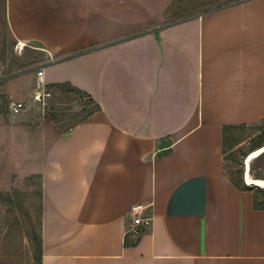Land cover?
Returning a JSON list of instances; mask_svg holds the SVG:
<instances>
[{
	"label": "crops",
	"instance_id": "0c3cea01",
	"mask_svg": "<svg viewBox=\"0 0 264 264\" xmlns=\"http://www.w3.org/2000/svg\"><path fill=\"white\" fill-rule=\"evenodd\" d=\"M173 3L4 0L0 192L37 190L40 264H264V209L222 152L224 125L264 117V0ZM63 92L99 108L63 129L43 107Z\"/></svg>",
	"mask_w": 264,
	"mask_h": 264
},
{
	"label": "rangeland",
	"instance_id": "374dc122",
	"mask_svg": "<svg viewBox=\"0 0 264 264\" xmlns=\"http://www.w3.org/2000/svg\"><path fill=\"white\" fill-rule=\"evenodd\" d=\"M234 1L237 0H174L168 16L181 18L199 14ZM4 15V0H0V80L13 74L21 63L20 58L17 57V44L10 37ZM3 102V98H0V104ZM43 107L54 115L58 125L65 129L84 117L93 105L86 95L63 92L47 97ZM254 125L253 129L233 131L236 140L225 148L223 153L225 173L237 177V170H241L243 182L245 159L247 161V156L250 154L246 152L254 136L260 133L261 147L264 146V120L260 119L254 122ZM260 154L262 155L257 158ZM257 156L247 162L249 174L255 178L250 172L252 167V173L257 176L255 179L264 181V150ZM27 183L25 180L24 185L11 190L12 192H0V264H34L37 236L40 231L38 193L35 189L29 190ZM257 185L264 190V186L258 183L249 186L257 187Z\"/></svg>",
	"mask_w": 264,
	"mask_h": 264
},
{
	"label": "trees",
	"instance_id": "16d2710c",
	"mask_svg": "<svg viewBox=\"0 0 264 264\" xmlns=\"http://www.w3.org/2000/svg\"><path fill=\"white\" fill-rule=\"evenodd\" d=\"M86 96L88 97L90 103H92V105H93V107L87 113V114H90L92 111L98 109L99 106L96 102H94V100L92 98H90L88 95H86ZM261 119L264 120V117ZM254 126H255L254 123H248V124L247 123H240V124L224 125L222 127V152L224 153L225 148H227L228 146L232 145L235 142L236 139H235V134H233V131H237V130L246 131L249 129H253ZM261 139H262V136L260 135V133L257 134L256 136H254L246 154H248L251 151L256 150L257 148H260L261 147ZM261 155L262 154L257 156V158H259ZM237 171H238L237 177H232V176L227 174L230 181L238 189L252 191L254 208L255 209H264V190L262 189V187H259V186L252 187V186L245 184L242 181L241 170H237ZM250 172L252 175H254L255 178H257V176L252 173V167L250 168ZM40 242H41L40 235H38L37 236V247H36V255L34 258V264H40L41 263V261H40L41 243Z\"/></svg>",
	"mask_w": 264,
	"mask_h": 264
},
{
	"label": "built area",
	"instance_id": "2783aa9c",
	"mask_svg": "<svg viewBox=\"0 0 264 264\" xmlns=\"http://www.w3.org/2000/svg\"><path fill=\"white\" fill-rule=\"evenodd\" d=\"M42 67L37 68V76H36V88L37 92L34 96L35 99H40L42 94V89L44 88V82L42 78ZM44 92V91H43ZM25 108L24 102H16L13 103L11 106V111L14 114L19 113L22 109ZM132 214L134 215L133 223L135 225H144L148 226L151 223V217L148 216H142L141 207L140 206H134L132 207Z\"/></svg>",
	"mask_w": 264,
	"mask_h": 264
},
{
	"label": "bare ground",
	"instance_id": "6f19581e",
	"mask_svg": "<svg viewBox=\"0 0 264 264\" xmlns=\"http://www.w3.org/2000/svg\"><path fill=\"white\" fill-rule=\"evenodd\" d=\"M21 45H22V44H21ZM263 148H264V146H262V147H260V148H258V149H256V150L250 152V154H248V156H247V162H249V160H250L251 158H253V157L256 156L259 152H261L260 150H262ZM246 180H247V181H251V180H253V181H255L256 184L258 183V184H261V185L264 186V181H263V180H259V179L252 178V177L250 176V174H247V173H246Z\"/></svg>",
	"mask_w": 264,
	"mask_h": 264
},
{
	"label": "water",
	"instance_id": "95a60500",
	"mask_svg": "<svg viewBox=\"0 0 264 264\" xmlns=\"http://www.w3.org/2000/svg\"><path fill=\"white\" fill-rule=\"evenodd\" d=\"M258 149V148H257ZM262 150H264V148L262 149ZM262 150H260V151H262ZM259 154V153H258ZM257 156V155H256ZM245 164H246V169H245V172H244V182L246 183V184H248V185H256V183H255V181H253V180H251V181H247L246 179H245V174L247 173V174H249V163H247V161H246V159H245ZM258 186V185H257Z\"/></svg>",
	"mask_w": 264,
	"mask_h": 264
}]
</instances>
